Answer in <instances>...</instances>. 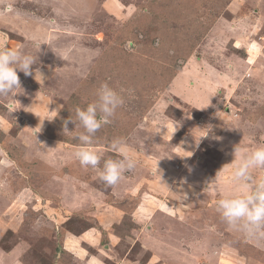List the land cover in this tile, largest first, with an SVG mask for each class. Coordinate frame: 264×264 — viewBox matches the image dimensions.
<instances>
[{
    "label": "rangeland",
    "instance_id": "374dc122",
    "mask_svg": "<svg viewBox=\"0 0 264 264\" xmlns=\"http://www.w3.org/2000/svg\"><path fill=\"white\" fill-rule=\"evenodd\" d=\"M0 6L9 16L0 23L16 27L0 25V45L39 49L33 75L18 71L19 93L0 97V264H264V234L237 231L216 211L224 192L240 190L231 180L234 148L264 145V0ZM105 83L124 104L89 146L102 154L93 169L74 155L82 129L70 123L64 132L63 121ZM183 148L186 160L178 159ZM122 152L136 166L106 186L99 170ZM254 176L264 178V169ZM176 184L184 205L159 216L155 200L174 207L176 193L166 192ZM91 197L107 230L90 215L92 203L70 205ZM139 203L144 230L130 216ZM108 205L122 217L115 221ZM91 228L82 256L63 246L65 233Z\"/></svg>",
    "mask_w": 264,
    "mask_h": 264
},
{
    "label": "clouds",
    "instance_id": "9594fccd",
    "mask_svg": "<svg viewBox=\"0 0 264 264\" xmlns=\"http://www.w3.org/2000/svg\"><path fill=\"white\" fill-rule=\"evenodd\" d=\"M38 50L29 53L21 48L0 45V97L19 93L16 90L22 89V84L18 71L25 76L33 75L32 65L37 61ZM96 96V100L88 103L86 107L75 109V119L68 118L63 121L64 132L73 131L68 130L70 123L75 124V128L78 125L82 129L74 137L80 142V147L74 155L81 166L93 169L99 168L102 154L89 146L93 144L95 134L104 125L111 123L117 109L124 104L122 95L106 83L100 86ZM179 126V123L174 124L172 134ZM204 132L197 144L208 136L211 126L204 128ZM230 164L232 165L231 180L240 186V190L232 193L224 192L216 202V211L231 228L237 231L246 235L264 234V178L256 180L254 176L257 170L264 169V145L251 148L236 146ZM135 166L136 161L126 152H122L120 159L104 161L98 179L106 186H115L123 175ZM214 190L217 193L222 191L219 187Z\"/></svg>",
    "mask_w": 264,
    "mask_h": 264
},
{
    "label": "crops",
    "instance_id": "0c3cea01",
    "mask_svg": "<svg viewBox=\"0 0 264 264\" xmlns=\"http://www.w3.org/2000/svg\"><path fill=\"white\" fill-rule=\"evenodd\" d=\"M3 10H2V7L0 6V22H4V21H8V17L9 16H3ZM7 18V19H6ZM21 22V21H20ZM0 25H3V26H5V28L6 27H10V28H16V27H11L10 25H5V24H1L0 23ZM1 39H3L2 37H1V35H0V40ZM1 43V42H0ZM202 103H204V102H202ZM235 138V136H233L232 135V138ZM185 148H183L182 149V153H180L178 156H179V158L178 159H182L181 157L183 156V159L184 160H186L187 158H188V154H187V152H186V150H184ZM177 159V160H178ZM180 161V160H179ZM183 162V165L185 164V162L184 161H182ZM182 167V166H181ZM79 169V171H82V170H80L81 168L79 167H77V166H71L70 167V172H72V171H75V170H78ZM164 173V172H163ZM66 176H68L69 178L71 177V178H74L73 177V175H71V173H69V172H67L66 173ZM167 177H169V176H167ZM161 178H166V176H163V177H161ZM172 179V178H171ZM173 180V179H172ZM184 180V179H183ZM143 182L145 181V180H142ZM179 182V181H178ZM177 182V183H178ZM183 182H185V180L183 181ZM179 184V183H178ZM178 184H176V186L173 188L172 187V189H171V192L169 191V192H166V193H168V195H170L172 192H175L176 193V195L174 196V199H175V201L173 202V206L174 207H171V205H169V204H167L166 203V201H161V200H155V206L157 207V210L156 211H158V213H159V216H161V215H164V216H173L174 214H173V208H175V207H177L179 204H181V205H184L181 201L183 200L182 198H183V196H180L181 194L180 193H182V189H180V185H178ZM222 184H224L223 182H222ZM178 187V188H177ZM186 189H187V187H185ZM183 189V191H185L186 189ZM76 188H74V190H75ZM180 189V190H179ZM156 191L158 192V193H161L162 195H164V192H159L157 189H156ZM186 192V191H185ZM187 197H191V200L189 201V203H191V201H192V194L190 193V192H187L186 194H185ZM80 197H82V196H80ZM98 197V196H97ZM148 197H152V198H156V197H154V196H152V195H150V196H148ZM74 199L75 198H73V202H71L70 203V205L72 206V208L74 209V211H76V210H78V209H80V206H82V205H84L85 203H88V204H90V203H92V207H93V209H91V214L90 215H93L95 218H96V223L98 222V226H101L102 228H104V226H108V225H112V224H110V223H108V220L107 219H105V220H101L100 219V215L101 214H98V210H99V207H100V202L98 201V202H93V201H97L96 200V198L95 197H91L90 199L89 198H87L88 199V201H86V202H82V200H79V199H77V201L75 202L74 201ZM147 199V198H146ZM157 199V198H156ZM170 198H168V200H169ZM182 199V200H181ZM177 200H180V201H177ZM162 202V203H161ZM181 202V203H180ZM79 203H81L82 205H79ZM94 204V205H93ZM186 204V203H185ZM109 207H107V209H108V211L110 212V213H112L113 215H114V218L116 219L115 221H117V219H120L119 217H122V214H123V211L121 210V209H119L118 207H116V206H114V205H108ZM142 206L143 205H141L140 203L136 206V208L134 209L135 210V212L134 211H132L131 213H130V216H131V220L132 221H134L136 224H138L139 226H142V228H143V230H144V226L146 225V221H145V218H144V214H143V212H142V214L141 215H136V212L137 211H140V209L142 208ZM95 214H96V216H95ZM119 216V217H118ZM146 216H148L147 214H146ZM117 223V222H116ZM96 229L97 228H91V229H85L83 232H80V233H77V234H71V233H65V235L63 236V246L64 247H67V249H68V251H70L75 257L76 256H82L83 254H84V252H85V249L82 247V243H83V241L85 242V245L86 244H88V243H86V241H92V239H93V236H95V234L93 233V232H95L96 231ZM105 230H107L106 228H104ZM86 240V241H85ZM82 242V243H81ZM88 245H90V244H88ZM77 253V254H76ZM78 258V257H77Z\"/></svg>",
    "mask_w": 264,
    "mask_h": 264
},
{
    "label": "bare ground",
    "instance_id": "6f19581e",
    "mask_svg": "<svg viewBox=\"0 0 264 264\" xmlns=\"http://www.w3.org/2000/svg\"><path fill=\"white\" fill-rule=\"evenodd\" d=\"M61 1V0H60ZM57 2H59V1H57Z\"/></svg>",
    "mask_w": 264,
    "mask_h": 264
}]
</instances>
